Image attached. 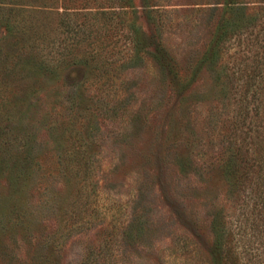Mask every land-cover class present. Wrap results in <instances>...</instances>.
<instances>
[{"label": "rangeland", "instance_id": "1", "mask_svg": "<svg viewBox=\"0 0 264 264\" xmlns=\"http://www.w3.org/2000/svg\"><path fill=\"white\" fill-rule=\"evenodd\" d=\"M263 95L264 0H0V264H264Z\"/></svg>", "mask_w": 264, "mask_h": 264}, {"label": "trees", "instance_id": "2", "mask_svg": "<svg viewBox=\"0 0 264 264\" xmlns=\"http://www.w3.org/2000/svg\"><path fill=\"white\" fill-rule=\"evenodd\" d=\"M261 101V103L264 102V95L260 97L259 99ZM264 117V115H263ZM261 129L259 130V136H260V140H258V145L261 146V144L263 143V137L262 133L264 132V120H263V124L261 125ZM257 145V146H258ZM256 149H259V147H256ZM258 155L256 158H253L252 162H250L247 165V158H243L241 161L239 162L238 160L235 163H232V158H229L230 163L228 164V177L231 180L233 185H238L242 182V184H246L248 181H246V179H249V174L253 173L256 175L255 178L258 179V182L260 183H264V153L261 151L257 152ZM260 154V156H259ZM252 169V170H251ZM251 181H253V178L250 179Z\"/></svg>", "mask_w": 264, "mask_h": 264}]
</instances>
